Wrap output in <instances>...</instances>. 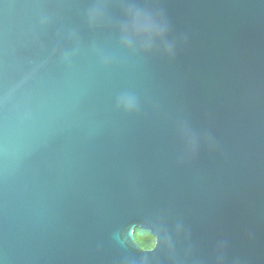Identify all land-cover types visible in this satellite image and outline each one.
Returning <instances> with one entry per match:
<instances>
[{
  "label": "water",
  "instance_id": "95a60500",
  "mask_svg": "<svg viewBox=\"0 0 264 264\" xmlns=\"http://www.w3.org/2000/svg\"><path fill=\"white\" fill-rule=\"evenodd\" d=\"M0 264H264V0H0Z\"/></svg>",
  "mask_w": 264,
  "mask_h": 264
},
{
  "label": "clouds",
  "instance_id": "9594fccd",
  "mask_svg": "<svg viewBox=\"0 0 264 264\" xmlns=\"http://www.w3.org/2000/svg\"><path fill=\"white\" fill-rule=\"evenodd\" d=\"M124 15L125 19L119 28L120 42L124 48L146 54L158 49L168 57L175 54V45L168 42L169 28L162 15L139 8H129ZM87 23L90 27L103 23L102 12L90 10ZM116 106L126 113H133L138 110L139 102L135 95L124 93L117 98ZM185 140L187 147L194 151L197 147L195 138L185 133Z\"/></svg>",
  "mask_w": 264,
  "mask_h": 264
},
{
  "label": "trees",
  "instance_id": "16d2710c",
  "mask_svg": "<svg viewBox=\"0 0 264 264\" xmlns=\"http://www.w3.org/2000/svg\"><path fill=\"white\" fill-rule=\"evenodd\" d=\"M135 240L142 249H147L153 237L148 231L138 229L135 232Z\"/></svg>",
  "mask_w": 264,
  "mask_h": 264
},
{
  "label": "flooded vegetation",
  "instance_id": "af4514ba",
  "mask_svg": "<svg viewBox=\"0 0 264 264\" xmlns=\"http://www.w3.org/2000/svg\"><path fill=\"white\" fill-rule=\"evenodd\" d=\"M155 242V240H154V238H153V240L151 241V243H150V245H149V248H147V249H145V250H149V249H152L153 247H154V243Z\"/></svg>",
  "mask_w": 264,
  "mask_h": 264
}]
</instances>
